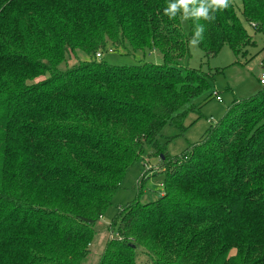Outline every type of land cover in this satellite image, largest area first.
Masks as SVG:
<instances>
[{"label": "trees", "instance_id": "obj_1", "mask_svg": "<svg viewBox=\"0 0 264 264\" xmlns=\"http://www.w3.org/2000/svg\"><path fill=\"white\" fill-rule=\"evenodd\" d=\"M242 2L259 30L264 0ZM167 3L0 0V264H81L93 227L148 149L165 195L119 211L126 242L108 244L112 264H135L140 248L151 264H264V88L169 156L163 130L184 131L212 99L214 79L182 67L195 22L169 19ZM199 23L208 57L249 38L232 1ZM109 51L134 64L108 63Z\"/></svg>", "mask_w": 264, "mask_h": 264}, {"label": "rangeland", "instance_id": "obj_2", "mask_svg": "<svg viewBox=\"0 0 264 264\" xmlns=\"http://www.w3.org/2000/svg\"><path fill=\"white\" fill-rule=\"evenodd\" d=\"M231 1L249 38H246L247 42L244 41L245 46L243 43L241 47L232 51L225 45L213 57H208L198 45L193 47L189 44V56L184 59L182 67L198 69L214 79L212 99L202 107L199 115L190 113L187 116L184 131L169 126L163 130V142L169 141L167 145L169 156H180L192 145L197 144L210 129L222 122L235 104L246 102L245 105H248L258 101L259 98L256 97L264 88L260 83L261 77L264 76V22L259 30L255 29L251 24L255 22H247L241 15L242 0ZM123 54L114 51L104 57L108 63L116 66L133 65L132 56ZM74 63V59H69L66 66ZM61 67L64 68L65 65ZM214 93L219 95L222 102L216 100ZM253 98L256 100L250 101ZM240 111V109L238 112L235 111V115L232 113L231 118L238 117ZM224 127L226 128V125ZM218 129H221V132L225 130L220 127ZM142 157L141 162L126 171L120 187L113 195L112 205L93 227V240L87 245L88 254L81 264H112L115 261V254L108 252V244L113 241L123 243L124 240L118 232L119 218L116 219L117 223L114 221L119 211L131 203L146 205L156 201L160 195L161 197L165 195L162 186L164 176L157 171L160 167L158 157L152 149H148ZM131 247L134 245L131 244ZM134 256L135 264H151L144 248H140Z\"/></svg>", "mask_w": 264, "mask_h": 264}, {"label": "clouds", "instance_id": "obj_3", "mask_svg": "<svg viewBox=\"0 0 264 264\" xmlns=\"http://www.w3.org/2000/svg\"><path fill=\"white\" fill-rule=\"evenodd\" d=\"M231 0H168L164 8V15L169 19H175L179 14L180 17L187 21L195 22L190 46H197L204 38L205 25L199 23L204 20L209 23L216 18V13L229 7Z\"/></svg>", "mask_w": 264, "mask_h": 264}, {"label": "built area", "instance_id": "obj_4", "mask_svg": "<svg viewBox=\"0 0 264 264\" xmlns=\"http://www.w3.org/2000/svg\"><path fill=\"white\" fill-rule=\"evenodd\" d=\"M109 53H112V51H109ZM97 57L99 58V57H100V54H98ZM260 83H261L262 85H264V76L261 77V79H260ZM214 95L216 96V100H217L218 102H222V100L219 98V95H218L217 93H214Z\"/></svg>", "mask_w": 264, "mask_h": 264}, {"label": "water", "instance_id": "obj_5", "mask_svg": "<svg viewBox=\"0 0 264 264\" xmlns=\"http://www.w3.org/2000/svg\"><path fill=\"white\" fill-rule=\"evenodd\" d=\"M161 197V196H160Z\"/></svg>", "mask_w": 264, "mask_h": 264}]
</instances>
